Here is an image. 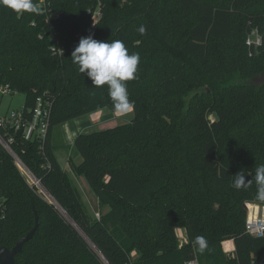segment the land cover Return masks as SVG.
Instances as JSON below:
<instances>
[{
  "label": "trees",
  "instance_id": "obj_1",
  "mask_svg": "<svg viewBox=\"0 0 264 264\" xmlns=\"http://www.w3.org/2000/svg\"><path fill=\"white\" fill-rule=\"evenodd\" d=\"M33 3L36 13L0 7V85L25 95L27 115L38 97L53 101L46 138L18 133L13 148L56 204L0 146V244L12 248L34 227V211L39 216L16 263L264 264V235L246 229V203L264 204L254 181L264 164V83L250 81L264 73V0H102L94 26L87 10L96 0H51L47 12ZM252 30L259 44H247ZM88 35L139 53L138 78L126 82L133 117L78 133L71 149L81 159L67 168L55 130L114 112L107 86H93L72 62ZM242 169L250 186L236 189ZM81 177L97 200L95 215ZM197 236L208 240L204 253Z\"/></svg>",
  "mask_w": 264,
  "mask_h": 264
},
{
  "label": "clouds",
  "instance_id": "obj_2",
  "mask_svg": "<svg viewBox=\"0 0 264 264\" xmlns=\"http://www.w3.org/2000/svg\"><path fill=\"white\" fill-rule=\"evenodd\" d=\"M0 7L8 8L18 15L37 12L33 0H0ZM138 32L144 35L146 27L141 25ZM71 58L78 66L79 72L90 78L93 86L97 88L107 86L115 113L127 114L133 110L134 101L129 98L126 82L138 78L139 53L130 54L121 40L103 41L88 35L80 38L71 53ZM234 176L236 189H247L250 186V180H246L243 169ZM254 181L257 189L255 199L264 201V164L256 167ZM195 244L201 253L209 247L204 236L195 237Z\"/></svg>",
  "mask_w": 264,
  "mask_h": 264
},
{
  "label": "built area",
  "instance_id": "obj_3",
  "mask_svg": "<svg viewBox=\"0 0 264 264\" xmlns=\"http://www.w3.org/2000/svg\"><path fill=\"white\" fill-rule=\"evenodd\" d=\"M51 0H38V7L43 11L49 10ZM102 0H96L93 7L87 10V13L91 15L92 25L94 26L102 17ZM59 13L52 15V17H58ZM47 26L50 31L54 32L51 16L47 18ZM55 32L53 36L55 37ZM258 41L251 42L249 44H259ZM55 53L61 54L64 50L63 47L53 46ZM18 93L9 84L0 85L1 96L14 95ZM53 110V101L50 98L38 97L35 107L32 109L29 115L24 110V106L20 110H7L5 113H0V146L5 149L13 158L15 164L19 168L24 178L30 183L39 187L40 192L43 190L40 179L30 170L26 163L22 160L20 155L14 150L13 144L15 142L16 134L21 133L25 140L37 139L42 142L49 130L51 117ZM263 212L260 214L258 209L259 203H250L247 205L248 218L246 221L247 231L254 235L261 237L264 235V204L262 205ZM186 264H200L197 259H192L186 262Z\"/></svg>",
  "mask_w": 264,
  "mask_h": 264
},
{
  "label": "rangeland",
  "instance_id": "obj_4",
  "mask_svg": "<svg viewBox=\"0 0 264 264\" xmlns=\"http://www.w3.org/2000/svg\"><path fill=\"white\" fill-rule=\"evenodd\" d=\"M258 39H261V35L257 32V30H252L250 32V34H248V36H247V44H249V40L251 42H255L256 43V41H258ZM255 43H253V44H255ZM256 80H258V76L252 78L250 81H251V83H253ZM24 103H25V95L23 93H15L14 95H5L3 97L0 94V113H5L7 110H11V111L12 110H20V109L23 108ZM106 111H109V110H106ZM103 112H104V110L94 111L90 118L91 119L93 118L94 122L95 121L97 122V121L101 120V116L100 115ZM132 117H133V113H132V115L130 117H127V118H121V119L117 118L118 120L116 122H113L112 124L110 123V125L108 123H104V124H107V125H100L98 123L93 129L90 128L87 131L97 130V129H104V128L113 127V126H116V125H119V124H122V123H126V122H129L132 119ZM65 127H66V125H63V126L61 125L59 127L60 131L62 129H64ZM75 179L78 181L79 187L81 188V190H82V192L84 194V198H85V202L87 204V207L90 209L92 214L95 215V210L98 209L97 208V200L95 198V195L90 191L89 186H88L87 182L85 181V179L83 177L79 178V179L78 178H75ZM41 185H42V183H41ZM38 189H39V187H38ZM250 203H259V202H253V201L252 202H247L246 206L249 205ZM259 204H260V208L258 209V212L261 214L263 212V207H262L263 204H261V203H259ZM178 233H179V236L181 238V241H184L185 238H186L185 229L184 228H179L178 229ZM223 245H224L225 250L228 253H232V250H233V247H234L233 241H231V240L225 241L223 243Z\"/></svg>",
  "mask_w": 264,
  "mask_h": 264
},
{
  "label": "crops",
  "instance_id": "obj_5",
  "mask_svg": "<svg viewBox=\"0 0 264 264\" xmlns=\"http://www.w3.org/2000/svg\"><path fill=\"white\" fill-rule=\"evenodd\" d=\"M105 111L106 110H104V112L100 115L101 120L97 122H94V119L90 118L92 116V112L88 115L61 124L62 126L66 125V127L61 131L59 129L61 125L55 130L54 142L58 146L57 154L67 168H70L69 166L72 160L74 162H79V160L81 159V156L75 152H72L71 149L74 139L78 135V133L87 131L90 128L93 129L98 123L100 125H107L104 123H108L110 125V123L112 124L113 122H116L118 120L117 118H127L130 117L133 113V110L127 114H117L115 112ZM234 250L235 245L233 247L232 253L234 252Z\"/></svg>",
  "mask_w": 264,
  "mask_h": 264
},
{
  "label": "water",
  "instance_id": "obj_6",
  "mask_svg": "<svg viewBox=\"0 0 264 264\" xmlns=\"http://www.w3.org/2000/svg\"><path fill=\"white\" fill-rule=\"evenodd\" d=\"M263 83H264V73H261L258 76V80L254 81L253 84L259 85ZM41 194L44 198L56 204L53 197L50 196V194L47 192V190L44 187H43V190L41 191ZM34 212H35V225L30 230L29 233L20 237L12 248H9L5 245L0 244V264H17L16 255L22 251L24 244L28 242L34 236L35 232L37 231L39 227V216L36 211Z\"/></svg>",
  "mask_w": 264,
  "mask_h": 264
},
{
  "label": "bare ground",
  "instance_id": "obj_7",
  "mask_svg": "<svg viewBox=\"0 0 264 264\" xmlns=\"http://www.w3.org/2000/svg\"><path fill=\"white\" fill-rule=\"evenodd\" d=\"M49 195V194H48ZM51 196V195H50Z\"/></svg>",
  "mask_w": 264,
  "mask_h": 264
}]
</instances>
